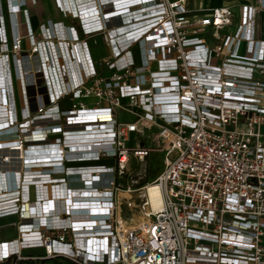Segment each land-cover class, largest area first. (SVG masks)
<instances>
[{
    "label": "built area",
    "instance_id": "1",
    "mask_svg": "<svg viewBox=\"0 0 264 264\" xmlns=\"http://www.w3.org/2000/svg\"><path fill=\"white\" fill-rule=\"evenodd\" d=\"M69 1L78 14L68 1L57 3L72 24L48 19L38 37L31 26L25 36L16 31L28 0H5V11L0 0V108L10 109L5 130L16 136L0 147L26 152L38 137L64 150L41 158V174L32 176H62L57 203L41 202L38 227L28 222L36 200L20 194L24 170L4 172L0 216L18 214L21 224L16 238L0 241V263L264 264V0L238 9L190 8L187 0ZM98 34L111 53L93 62L87 39ZM14 81L22 88L19 109ZM121 111L133 119L121 120ZM102 113L110 118L95 122L101 145L73 150L67 136L85 130L68 127L92 126L78 117ZM145 137L155 143L142 146ZM154 152H165L164 167L139 184L130 160L143 163ZM21 159L8 150L0 156L11 167ZM150 185L161 191L159 210Z\"/></svg>",
    "mask_w": 264,
    "mask_h": 264
},
{
    "label": "crops",
    "instance_id": "2",
    "mask_svg": "<svg viewBox=\"0 0 264 264\" xmlns=\"http://www.w3.org/2000/svg\"><path fill=\"white\" fill-rule=\"evenodd\" d=\"M60 1V2H59ZM57 0V2L64 4V0ZM68 1V2H67ZM106 1V0H105ZM109 1V0H108ZM247 0H241V2H239V4L235 5V4H231V3H217V4H208L206 0H200L199 2H195L192 3L190 0H187L188 5L190 8H197L198 6H204V7H216V6H221L223 4H229L234 6L235 9H238L241 3L246 2ZM55 0H37L36 3H33L31 0H28V4L25 7L22 13H19L17 15V25H16V31L22 35L25 36L28 34L29 32V26H31V28L38 34V37H41V34L39 33V26L47 21L48 19H52L53 22H62L63 24H67L65 23V21L63 20V18H66L65 15L60 11L58 3ZM67 4L65 7L69 8L72 12H75L76 14H78V10L74 9V3L72 1L66 0ZM107 2V1H106ZM3 5H4V11L6 10V5H5V0H3ZM258 26H259V33L264 37V14H261L260 17L258 18ZM6 27H7V32H8V37L10 38V25H9V21L6 18ZM24 46L27 47L28 46V42L25 39L24 40ZM3 87V86H2ZM1 94H3V91H0ZM10 95L12 96L13 99H15L16 104H17V108L19 109L20 107H22L23 105V98H22V88L19 84V82L14 81L13 82V90H11ZM3 107L0 108V112L4 111L8 113H0V123H6L8 122L10 119L7 117L9 115V108L6 107V105H2ZM14 108V107H13ZM18 111V110H17ZM8 127V124H6L5 126H3L2 128H0V141L2 140H10L11 138H16V136L11 135L10 132L6 131L5 128ZM4 129V130H3ZM38 132V131H36ZM22 134V136H31L30 131L26 132H22L20 133ZM55 138V136H53ZM53 137H51V141L53 140ZM57 137V136H56ZM29 148L27 149L28 152H24V148H26L27 146H25L23 148V146H16V149H11L10 147H8V149L5 147H0V156L3 153V150H8L9 152H11V154H14V158H18V155L21 154L22 159H21V164L19 165L18 162L14 164L13 167L3 164L0 161V192L4 193L5 192V182H7V179L5 177V171L8 170H20L19 168L21 167L22 163H23V158L24 157H28L31 158L29 163H33V164H29L30 166H34L36 168H32L31 171L26 172V176L27 178L23 177L21 178V181H18L19 184L24 185L22 189H20V194L22 193V201L24 202H29V201H33L36 200L37 202V206H38V210L36 209V213L35 214V218L33 219H29L28 222H30V225H34L36 227H38V223L40 221V216H41V202L42 200H50L53 199L52 202H56L58 201V197H57V189L56 187H58V182L62 181L59 180L60 178H62L61 175H57V174H53L50 177V180H43V178L40 176L36 179H34V177H31V174H33V176H35V174H41V169H42V164H41V160L38 159V156H41V153H43L41 150L46 149L47 145H43V142H39L36 143L34 141V139L30 140L29 143ZM57 148V146H54ZM21 149V150H20ZM21 151V152H19ZM44 152H46L44 150ZM35 159V160H33ZM32 161V162H31ZM72 162H82L83 161H71L69 163ZM109 160H103L100 163H109ZM17 169H14V168ZM23 167V165H22ZM10 173V171H9ZM25 173V172H24ZM16 176V175H14ZM19 176H17L16 178H18ZM32 179V182L30 181ZM45 179H47V177H45ZM24 180V181H23ZM23 181V183H22ZM17 186V184H16ZM3 195V194H2ZM15 196H18L19 194H14ZM9 216H17V219L12 222L11 224L7 225V226H0V241H9L12 240L14 238L17 237L18 235V227L21 224V220L18 214H12V215H5V216H0V218H4V217H9ZM40 224V223H39ZM30 253L33 254H41L43 253V251L41 249H33L31 251H29ZM8 264V263H7Z\"/></svg>",
    "mask_w": 264,
    "mask_h": 264
},
{
    "label": "rangeland",
    "instance_id": "3",
    "mask_svg": "<svg viewBox=\"0 0 264 264\" xmlns=\"http://www.w3.org/2000/svg\"><path fill=\"white\" fill-rule=\"evenodd\" d=\"M192 3L195 2H199L200 0H190ZM208 4H217V3H231V4H239V2H241V0H206ZM63 20L65 21V23H67V25L72 24L71 22H69V19L67 18H63ZM87 46H88V51L90 54V59L93 62H98L100 60H103L105 58H107L110 55V48L105 44L103 38L101 35H94L90 38L87 39ZM70 74H72L70 72ZM85 101L89 102V103H93L96 101V98L94 97H90L85 99ZM70 101L69 99L65 100L64 105H66V107L63 108H67V106L70 105ZM120 118L123 121H129L131 119H133V116L128 114L127 112H120ZM35 124H32V127H34ZM68 129H83V126L80 127H68ZM79 132V131H78ZM75 133V132H74ZM34 139V141L36 143H39V138L38 137H34L32 138ZM54 140V137H53ZM141 140V139H140ZM142 146H148L152 143H155V141L153 140V138H149V137H145L142 140ZM67 142V141H66ZM130 146H135L136 145V139L135 137H133L131 139V142L128 144ZM165 152H154L151 153L148 158L146 159L145 162L143 163H138V161L135 158H131L130 163H129V167L132 169V176L134 178H136L137 180H139V184H146L148 182H150L152 179H154L156 176H154V173L157 172V174H159V172H161V170L164 167V163H163V158H164ZM93 163V162H92ZM84 163H79V165H83ZM90 164V163H88ZM69 167V165H67ZM32 168H36L34 166H30V165H25V167H21L19 168L20 171L24 170L23 173L25 172H29L32 170ZM156 174V175H157ZM33 176V174H31V177ZM35 176H37V174H35ZM125 212V211H124ZM138 215V214H137ZM125 216H129L130 217V213H125ZM17 219V216H9V217H4V218H0V226H7L9 224H11L12 222H14ZM136 220L139 219V215L136 216L135 218ZM0 264H7V263H0ZM21 264H76L68 259H51V260H40V261H25L22 262Z\"/></svg>",
    "mask_w": 264,
    "mask_h": 264
},
{
    "label": "bare ground",
    "instance_id": "4",
    "mask_svg": "<svg viewBox=\"0 0 264 264\" xmlns=\"http://www.w3.org/2000/svg\"><path fill=\"white\" fill-rule=\"evenodd\" d=\"M74 66L75 65H72L71 68H69L70 70L73 71V72L70 71L72 74L73 73L76 74V68ZM78 118L82 121H84V120L87 121L88 124H91L92 126L87 127L84 124V125H82L83 129H77V130H85V131H79V132L77 131V133L73 132L67 136L68 143L70 144L72 149L81 151V150H87L89 148H92L94 144H95V146L101 145L100 140H101L102 134H100V132L97 133V131L95 130V128H99V125H95L96 124L95 122H97V121H104L105 122L110 118V115L106 114V113L89 114V115L79 116ZM6 124H8V123L7 122L6 123H0V128L5 126ZM46 145H47V148L41 150L43 153H41V156H38L39 157L38 159H40L41 161H42L41 158L48 159V158L59 157L61 155L60 152L64 151L62 146H61L62 149L59 146H57V148H56V147H54L56 145L50 144L49 142H47ZM16 148H17L16 146L14 148H12V146H11V149H16ZM44 150L46 152H44ZM26 152H28V151H26ZM25 158L26 157L23 158V163H22L23 167H25V162H24ZM172 158H173V153L169 154L167 157L168 161H170ZM26 159L29 162L31 158L27 157ZM33 160H35V159H33ZM71 161H82V160H71ZM71 161H69V162H71ZM45 163H47V165L51 164L49 162H45ZM29 164L31 165L33 163H28V165ZM41 164L43 165V162H41ZM149 197H150L152 206L155 210H159L162 208V204H163L162 194H161L160 189L157 186L150 185Z\"/></svg>",
    "mask_w": 264,
    "mask_h": 264
},
{
    "label": "trees",
    "instance_id": "5",
    "mask_svg": "<svg viewBox=\"0 0 264 264\" xmlns=\"http://www.w3.org/2000/svg\"><path fill=\"white\" fill-rule=\"evenodd\" d=\"M156 174H157V172H156V173H154V176H156Z\"/></svg>",
    "mask_w": 264,
    "mask_h": 264
}]
</instances>
